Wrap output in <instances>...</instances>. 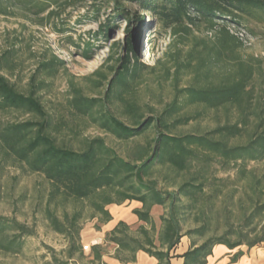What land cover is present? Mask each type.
I'll return each mask as SVG.
<instances>
[{"label":"trees","instance_id":"1","mask_svg":"<svg viewBox=\"0 0 264 264\" xmlns=\"http://www.w3.org/2000/svg\"><path fill=\"white\" fill-rule=\"evenodd\" d=\"M9 7L17 6L26 13L35 17L51 20L61 14L58 9L66 8L68 0H6ZM14 1V2H13ZM80 2L97 0H79ZM117 5L120 0H112ZM127 4L136 5L145 14H150L161 22L167 29L179 27L188 32L190 29H199L205 23L210 30L220 28L217 37L215 57L226 60L229 65L227 74L216 82L188 86L185 90L177 89L171 104L159 117H150L146 121L137 115V109L129 104L125 97L131 91L133 82L145 70L154 71L155 66L143 65L138 59L141 33L131 36L125 46V56L119 58L117 68L111 67L110 76L101 70L94 72L99 80L97 87H103L109 81L105 98H87L82 91L75 89L74 98L69 102L72 110L81 116L91 117L95 124L117 140L130 141L133 138L144 136L147 130L156 133L153 146L138 149L130 160H126L106 144L102 138L86 141L83 149L74 151L60 147L51 133L52 121L45 107L41 104L37 92L44 83L35 85V76L29 94L16 90L4 73L15 68L17 51L10 48L0 57V112L21 110L36 115L42 122L28 121L19 124L0 125V151L13 156L18 163L27 165L29 172L40 173L51 184V193L46 211L47 220L51 228L68 239L66 262L54 259L56 264H80L85 260L87 264H106L103 257L107 254V247L102 244L94 245L88 255L81 242L83 226L82 213L74 212L70 217L67 212L62 219L51 210V203H75L88 201L93 215L92 221L98 219L96 230L112 221L109 206H121L126 202H138L142 208L135 209L133 214L140 222L150 226L148 230L140 226L135 234L126 222L121 221L105 238V245H113L114 259L121 264H134L139 252L157 260V264H171L173 253L179 246L182 238L198 237L204 239L208 232V225L194 228L184 234L182 222L188 217L201 199L207 203H215L222 189L209 183L206 176L211 163L221 162L226 170L235 169L237 183L247 180L246 188L252 192L248 195L249 206H242L241 222L238 226L228 224L221 236H211L202 242L193 239L190 250L181 256L183 264H208V257L218 246H225L230 251L246 246L248 249L261 248L264 245V186L257 179L256 171L249 170L250 163H264V101L255 100V89L252 86L257 74L254 63L242 61L236 54L238 48L236 39L227 30L229 25L239 29L249 30L250 21L264 22V0H123ZM13 7V6H12ZM7 13L8 8H3ZM125 6H117L112 17L113 22L125 19L132 24L133 19ZM144 25V21L140 27ZM118 25L102 27L99 34L107 37L111 30ZM130 34V30L127 29ZM91 45L89 44L88 47ZM87 47V48H88ZM198 57L200 63L196 72L205 71L210 75V68L201 52H193L190 60ZM176 60V73L180 69L188 68ZM62 61L57 60L50 65L60 67ZM54 69L55 73L57 72ZM54 73V72H53ZM263 73V72H262ZM119 99L126 107V112L133 114L132 124H127L117 118L108 103ZM256 101V102H255ZM189 105L217 110L236 108L238 121L232 125L219 126L214 132L204 135H174L173 129L188 125L191 120L199 118V114L189 117H177L182 109ZM100 109V110H99ZM96 110L99 113L94 114ZM253 125V126H252ZM252 126V127H251ZM246 136L245 144L231 145L232 138ZM140 162L137 164L135 161ZM193 161L201 163V177H193L190 182L181 185L170 184L174 191L159 189V181L154 171L167 167L174 172H183ZM215 188L212 196H207L208 188ZM241 200V199H240ZM242 201V200H241ZM59 204V203H58ZM168 206L162 216V226L159 232L155 229L151 210L154 207ZM202 216L205 209H201ZM202 217L198 216V220ZM29 234L26 228L10 219L0 216V250L5 254H19L23 251L24 237Z\"/></svg>","mask_w":264,"mask_h":264},{"label":"rangeland","instance_id":"2","mask_svg":"<svg viewBox=\"0 0 264 264\" xmlns=\"http://www.w3.org/2000/svg\"><path fill=\"white\" fill-rule=\"evenodd\" d=\"M7 2L0 0V57L10 48L16 49L17 57L15 68L4 73L21 93L29 94L33 76H35L33 84L44 83L42 89L37 92V97L40 98L52 121L51 133L60 147L74 151L81 150L86 141L102 138L118 156L130 160L138 149L153 146L156 133L152 129L147 130L144 136L130 141L117 140L111 134L103 132L91 117L79 115L69 105L74 98L75 89L82 91L87 98L102 100L105 98L109 81L105 82L103 87H97L95 84L99 77L94 72L100 69L102 73L110 76L109 80H111L113 74L110 68H117L119 58L125 56L127 42L131 36L138 35V32L141 33L138 59L143 65L155 66V70L142 72L125 97L129 104L136 107V113L143 118V121L150 117H159L173 104L177 89L185 90L191 85L216 82L225 76L230 68L226 60H219L214 55L218 47L219 27L210 30L205 23H202L199 29L192 28L188 32L179 27L167 29L150 14H145L136 5L127 4L123 0H120L118 5L112 0L86 1V3L68 0L69 5L65 9L57 10L61 14L58 18L44 21H40L41 19L32 13L28 14L17 6L9 7ZM119 5L125 6L128 11L133 10L130 13L132 24H128L125 19L113 22L112 17ZM2 7L8 8L7 13L3 12ZM142 21L144 25L140 27ZM108 24L111 26L117 24L118 27L111 30L107 37L100 35L102 27ZM248 27L250 32L236 27L240 32H244L243 40L230 33L239 44L236 48L237 56L243 62L254 63L256 67L257 74L252 86L255 89V100L260 102V99L264 101V22L253 20L249 22ZM127 29L131 31L130 34ZM193 52H201V56L206 60V66L211 70L208 78L203 68L196 72L200 60L198 57L190 60L189 55ZM175 59L185 65L191 62V66L180 69L177 74ZM57 60L62 61L60 67H44ZM56 68L58 70L55 73ZM107 105L117 118L132 124L133 114L126 112L125 105L119 99H114ZM99 110L94 114L97 115ZM198 114L199 118L191 120L188 125L175 127L173 134L204 135L214 132L219 126L232 125L238 121L237 110L233 107L210 110L189 105L184 107L177 117L185 118ZM28 121L42 122L38 116L21 110L0 112V125ZM246 141V136L232 138L229 144L232 146L245 144ZM201 165L198 161H193L183 172L176 173L165 167L155 170L153 175L159 181V189L168 188L169 191H174V188H169L170 184L181 185L190 182L193 177H201ZM226 169L217 160L211 163V168L206 174L208 181L220 187L223 192L215 203H207V198H204L195 208L193 207L191 212H187L188 217L182 222L184 234L202 225L209 224V229L204 239L185 237L178 253H173L174 257H177L174 259H178L174 264L183 263L181 256L190 250L189 241L193 242L194 239L200 243L211 236H221L228 224L234 226L240 224L242 206L243 209L249 206L247 198L252 192L246 188L247 180L237 183L234 168ZM248 169L256 171L257 179L264 186V163H250ZM51 188L50 182L44 175L29 172L26 164L18 163L13 156L8 153L5 156L4 152L0 151V216L17 221L29 232L24 237L21 253L5 254L0 250V264H56L54 259L66 262L68 239L56 233L47 220L46 211L49 207ZM214 190L216 189L209 187L206 195L212 196ZM59 199V204L53 202L50 205L58 218L62 219L65 212L71 217L74 212L80 210L82 213L80 223L83 229L93 227V224L96 226L98 219L92 221L93 211L88 201L75 203L71 200L63 203L61 197ZM121 208L130 212V215L124 218L131 226L132 232L138 234L136 230L142 225L150 230V226L132 218L133 211L142 208L141 203L126 202L121 206L108 207L111 210H121ZM201 209H205L203 216L200 213ZM167 210L168 206H156L151 210L157 232L162 226L161 218ZM198 216L202 219L198 220ZM98 242L96 244L107 247V252L115 253L113 245H105L104 240ZM82 245L85 255H88L91 251L90 247L83 242ZM214 258L215 261L212 259L211 264H264V246L250 250L246 246L239 247L235 251L221 250L216 252ZM87 263L85 260L80 261V264Z\"/></svg>","mask_w":264,"mask_h":264},{"label":"crops","instance_id":"3","mask_svg":"<svg viewBox=\"0 0 264 264\" xmlns=\"http://www.w3.org/2000/svg\"><path fill=\"white\" fill-rule=\"evenodd\" d=\"M110 213H111V216H112V221L108 222L106 225H102L101 226V229L98 231L96 230L95 228V224H93V227H89L87 229H83L81 231V242L85 244H87L86 246L87 247H90V249L94 246V245H97L96 243H99L98 241H105V238L108 234V232L112 231L121 221H124L126 222V216H129L130 212H128V210H125L124 208H121V210L119 209H109ZM132 218H136L138 221L139 219L137 218L136 215L132 214ZM127 223V222H126ZM185 238H182L181 239V242L179 243V246H181V244L183 243ZM189 241V240H188ZM190 246H189V249L191 248V244H190V241L188 243ZM179 246L178 248L176 249V254L178 253V250H179ZM264 246V245H263ZM262 246V247H263ZM114 247V246H113ZM115 247H114V252H115ZM224 251V250H229L227 247L221 245V246H218L214 249L213 251V254L211 256H209L208 258V264H211L212 263V259L213 261H215V255H216V252L217 251ZM230 251V250H229ZM114 254L110 253L109 251L107 252V254L103 257V261L106 263V264H121L119 261H117L116 259H114L113 257ZM181 259V258H180ZM136 260L137 262L134 263V264H157V260H155L154 258H150L149 256H147L145 253L143 252H139L136 256ZM178 260V259H173L171 264H174V262ZM183 260V263H184V259ZM182 263V264H183Z\"/></svg>","mask_w":264,"mask_h":264},{"label":"built area","instance_id":"4","mask_svg":"<svg viewBox=\"0 0 264 264\" xmlns=\"http://www.w3.org/2000/svg\"><path fill=\"white\" fill-rule=\"evenodd\" d=\"M235 29V30H234ZM237 28L234 26V25H230L227 30H229L232 34H234L236 37L240 38V40H243L245 35H244V32H240L236 30ZM242 31V30H241Z\"/></svg>","mask_w":264,"mask_h":264}]
</instances>
